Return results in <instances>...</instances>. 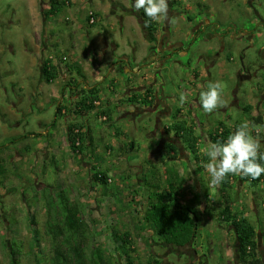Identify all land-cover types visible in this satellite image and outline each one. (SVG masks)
Wrapping results in <instances>:
<instances>
[{
    "label": "rangeland",
    "instance_id": "374dc122",
    "mask_svg": "<svg viewBox=\"0 0 264 264\" xmlns=\"http://www.w3.org/2000/svg\"><path fill=\"white\" fill-rule=\"evenodd\" d=\"M52 1L0 0V166L4 170L0 174L4 182L0 264H11L14 242L21 245L22 264H51L43 228L45 204L34 200V190L46 187L53 194L66 189L85 206L84 220L95 235L92 245L102 253V264H129L114 242V228L132 236L128 253L133 264H236L226 254V249L234 252V236H227L229 224L220 220V206L226 200L231 213L242 217L241 202L255 194L264 201V180L253 185L242 181L241 175H232L225 199L220 185L208 188L209 177L202 167L208 158L200 148L211 142L219 123L234 127L248 121L251 129L253 119L261 117L264 124V98H260L264 72L241 86L235 72L243 50L256 63L264 48L262 32V40L254 45L234 43L226 34L248 28V8L241 0H168L169 19L157 23L160 39L156 41L164 42L168 35L171 56L167 57L159 49L152 51L156 42L147 40L134 0H54L65 6L56 17L46 18ZM258 2L257 11L264 17V0ZM91 12L97 16L94 26L87 21ZM215 53L218 62L213 65L208 55ZM64 57L68 62H63ZM46 59L58 69L52 84L42 76ZM78 70L86 80L77 76ZM205 73L211 75L207 82ZM150 74L161 86L155 90L161 88L169 96L165 103L171 112L161 119L153 110L155 104L145 109L128 102L129 81L137 86ZM73 77L81 80L75 89L66 86H72ZM210 81H222L226 106L209 114L202 109L199 94ZM94 87L99 91L97 109L77 115L83 90ZM181 92L187 96L183 105ZM170 98L178 102L176 107ZM57 107L64 109L59 115ZM178 108L183 114L175 113ZM71 125L93 141L90 146L86 141L84 155L70 148L67 129ZM174 126L186 127L181 134L186 139H178ZM259 139L263 145L264 131ZM152 167L160 170L162 182L166 169L178 172L182 181L178 199L186 205L195 202L194 209L201 215L198 237L186 248L167 246L143 221L148 202L144 181L149 180ZM95 173H106L108 184L96 183ZM253 214L247 220L258 229L264 223V210L259 218ZM32 219L37 237L29 224ZM261 242L264 245V239Z\"/></svg>",
    "mask_w": 264,
    "mask_h": 264
},
{
    "label": "trees",
    "instance_id": "16d2710c",
    "mask_svg": "<svg viewBox=\"0 0 264 264\" xmlns=\"http://www.w3.org/2000/svg\"><path fill=\"white\" fill-rule=\"evenodd\" d=\"M65 6L64 2L52 1V7L44 14L46 18L56 17L60 10ZM97 19V16H92ZM139 19L145 29L146 38L150 43L157 41V23L148 21L146 26L145 21L148 20L143 9L139 11ZM90 17L87 21L90 22ZM93 25V24H92ZM95 25V23H94ZM93 25V26H94ZM120 64H122L120 62ZM70 71L72 66L69 67ZM123 68V67H121ZM76 70V67H74ZM42 76L47 84H52L58 79V69L52 64L50 59H46L42 65ZM77 76L86 80L82 72L77 71ZM81 80L74 77L70 81L69 88L75 89ZM86 81H83V86ZM86 87V85H85ZM84 89V87H83ZM72 92V91H71ZM83 98L76 104L78 112L77 115L89 113L97 109L96 104L98 101V88L83 90ZM140 97L133 95L128 99V102L138 103L142 105H149V98L139 99ZM62 108L57 107L58 115ZM247 113L250 108L244 109ZM255 125H261V117L253 119ZM229 127L223 123H219L215 132L210 135L211 142H225L227 137L235 131L236 127ZM173 129L177 132L178 139H186L183 134L186 132L185 126H174ZM68 141L70 148L74 153L84 155L86 151L85 143L89 146L93 143L90 137L82 135L81 129L75 125H71L67 129ZM192 133V131L190 130ZM87 138V139H86ZM194 138L192 137V140ZM192 144V143H191ZM195 144V143H194ZM132 147V146H131ZM1 148V147H0ZM192 144L191 149H195ZM194 151V150H193ZM3 167L0 166V174H4ZM165 182L160 180V170L152 167L148 176L149 180L145 179L144 186L147 190V205L144 209L142 218L145 224L150 226L153 233L160 238V240L167 246L174 248H186L190 246L198 237V232L201 227L202 221L200 213L194 209V203L182 204L178 199V192L181 190V178L175 170H165ZM232 175L220 184L219 192L223 198L226 199V194L231 189L230 178ZM262 175L257 180H252L251 177H240L242 181L251 182L253 185L263 180ZM93 180L106 186L108 184V176L105 173H95ZM4 186V182L0 181V187ZM178 190V191H176ZM36 195L34 200L36 202H43L45 204V222L43 225L45 237L49 241L50 250L52 252L51 264H102L104 259L99 249L94 247V233L90 225L84 220L85 206L79 201L71 198L66 189L58 190L53 194V190L46 187L40 191L34 190ZM174 192V193H173ZM196 200V199H195ZM194 201V200H193ZM220 220L228 222L233 228L236 235V255L238 264H264L258 258V242L256 229L246 218L236 217L227 207L220 210ZM34 235L36 236L37 224L32 219L29 222ZM114 242L119 249H121L123 256L126 257L129 264H133L129 255L130 247L133 246L132 236L128 233L121 235L118 230L114 228L113 231ZM37 237V236H36ZM21 245L14 242L10 247V260L11 264H22V251ZM158 264L157 262H148V264Z\"/></svg>",
    "mask_w": 264,
    "mask_h": 264
},
{
    "label": "clouds",
    "instance_id": "9594fccd",
    "mask_svg": "<svg viewBox=\"0 0 264 264\" xmlns=\"http://www.w3.org/2000/svg\"><path fill=\"white\" fill-rule=\"evenodd\" d=\"M133 7L137 12L143 9L148 18L146 26L148 21L159 23L169 19L168 0H134ZM179 102L181 105L187 102L185 93H179ZM199 103L204 112L209 114L225 107L222 81H210L205 90L200 92ZM261 131H264V124L253 125L250 129L249 122L243 121L225 142H210L200 148L201 153L208 158L202 167L209 177V189L218 187L230 174L251 177L252 180L264 175V152L260 151L259 139Z\"/></svg>",
    "mask_w": 264,
    "mask_h": 264
},
{
    "label": "crops",
    "instance_id": "0c3cea01",
    "mask_svg": "<svg viewBox=\"0 0 264 264\" xmlns=\"http://www.w3.org/2000/svg\"><path fill=\"white\" fill-rule=\"evenodd\" d=\"M141 22V21H140ZM157 39H160V37L158 36V38ZM163 41L164 42H161V43H158V42H156V44H155V47L154 48H151L152 49V51H154V50H156V49H159V50H161V52L162 53H165V55L167 56V57H170L171 56V48L169 47V44H170V42H169V40H168V35H164V37H163ZM162 46V47H160V46ZM107 47H108V44H107ZM110 48V47H109ZM174 48V47H173ZM113 50H115L116 51V49H113ZM127 58V56L125 55L124 56V59H126ZM146 58V57H145ZM126 60H128V59H126ZM152 59H150V61H151ZM137 61V60H136ZM143 62H147V61H145V60H142ZM142 61H140V63L142 62ZM153 61V60H152ZM151 64V66L154 64L153 62H151L150 63ZM78 67H79V65H77ZM156 66V65H155ZM136 68H138V67H136ZM140 70H137V72L138 73H141L142 71H141V68H139ZM137 72H134V73H136L137 74ZM158 72V71H157ZM203 77H204V79L205 78H207V76L206 75H203ZM208 79V81L210 80L209 78H207ZM130 83V86L128 87V90L131 92L130 94H128V98H130V97H132L133 95H136V96H138V97H140L139 99L142 101L143 99H147V97L149 98L148 100H149V102H151V104H155V107H154V111H155V113L156 114H158L159 115V119H161L160 117H162V114H169L170 112H171V110L169 109V105H167L166 103H165V100L167 99V98H169V96H167L166 94H165V91L164 90H162L161 88H159V92H157L155 89H157L158 87H161L160 86V84L159 83H157V81H156V78L154 77V75L153 74H150V75H148V76H145V77H143V81L141 82V84L139 85H137V86H135V85H133V83L131 82V81H129ZM121 85V84H120ZM132 87V88H131ZM202 88V87H201ZM191 93H192V88H191ZM170 103H172L173 105H174V107H176L177 106V104H178V102L177 101H175L174 99H172V98H170ZM140 105H142V104H140ZM190 106H188V109H189V112H188V114H190V111H191V109L189 108ZM138 108H140V107H138ZM143 108H145L146 109V106L144 107L143 106ZM141 111H142V109H141ZM176 114H183V112H182V110L181 109H177L176 110V112H175ZM189 117H190V115H189ZM160 121V120H159ZM158 121V122H159ZM161 122V121H160ZM232 124L233 123H230V125L229 126H232ZM163 126V130H164V125H162ZM260 151L261 152H264V144L262 145L261 144V149H260ZM263 180H264V176H263ZM262 180V181H263ZM226 198H227V196H226ZM225 202L227 203H224V204H222L221 206H220V208H222V209H225V208H229L230 210H231V206H230V204H229V202H227L226 200H225ZM260 202H263V203H260ZM239 203H240V201H239ZM238 203V204H239ZM241 204V209H240V211H242V213H243V218H249V216H250V214L252 213V212H254V216H256L257 218H259V216H260V213L264 210V201H261L260 200V196L257 194H255V195H253L252 196V198H247V200L246 201H243V202H241L240 203ZM237 214L238 213H236L235 214V216L236 217H239V216H237ZM240 218V217H239ZM249 222V221H248ZM228 229H230V233H228L227 234V236H234V241H233V246H234V252H233V254L230 252V251H228L226 248L228 247V245H226L227 247L225 248L226 249V254L228 255V257H233V258H235L234 260H235V263L236 264H238L237 262V255H236V249H237V244H236V235H235V232H234V234L232 233V231L231 230H233V228L229 225V228ZM256 229V228H255ZM234 231V230H233ZM256 234H257V242H258V258L259 259H263V262H264V245L262 244V242H261V240H263L264 239V223L262 222L261 224H259V228L258 229H256ZM227 261H230V260H227Z\"/></svg>",
    "mask_w": 264,
    "mask_h": 264
},
{
    "label": "flooded vegetation",
    "instance_id": "af4514ba",
    "mask_svg": "<svg viewBox=\"0 0 264 264\" xmlns=\"http://www.w3.org/2000/svg\"><path fill=\"white\" fill-rule=\"evenodd\" d=\"M233 1H236V0H233ZM258 1L259 0H241L242 5H244L245 7L248 8L249 11H251V12H249L248 10L246 11L247 15L249 16L248 19H250V20H248V24H249V25H247L248 28L247 27H241V28L233 29L232 31L228 30L226 32V34L228 33V35L230 36L231 40H233L234 43L246 41L247 44H251V45L258 44L259 41L262 40L259 37L260 32H262L261 34L263 35V38H264V25L261 23V20L264 21V17L259 12L258 13L260 15V18H258L255 15V11H257V6L258 7L261 6L260 2H258ZM256 37L259 38L260 40H257ZM227 47H229V45H227ZM177 50H179V48ZM263 52H264V48L262 47V49H260L258 55L256 56L257 59H256V63H255L252 60L248 59L247 50L242 51V53H241V56H242L241 64H239L237 66V69L235 71L237 74V77H238V85L241 86L243 81H250L251 79L254 78V76H258V74L264 72V59L262 58ZM260 55H261V58H260ZM217 57L218 56L216 53L212 54V55H208V59H209V61H211V63L213 65H215V63L218 62ZM203 71L205 72L204 69H203ZM205 75L207 76V78H209V79L211 78L210 74L205 73ZM207 78H205V82L208 81ZM261 78H262V84H264V75ZM260 85H261V80H260L259 86ZM252 92H253V90H252ZM260 98L263 99L264 95H261ZM235 100L237 101L236 98H235ZM261 261L263 262V259H261Z\"/></svg>",
    "mask_w": 264,
    "mask_h": 264
},
{
    "label": "built area",
    "instance_id": "2783aa9c",
    "mask_svg": "<svg viewBox=\"0 0 264 264\" xmlns=\"http://www.w3.org/2000/svg\"><path fill=\"white\" fill-rule=\"evenodd\" d=\"M67 4H68V3H67ZM92 16H94V13H93V12H91V13H90V16H89L90 19H91V20H90V24H91V25L95 23V18L92 17ZM62 60H63V62H68V59H67L66 57H64Z\"/></svg>",
    "mask_w": 264,
    "mask_h": 264
},
{
    "label": "water",
    "instance_id": "95a60500",
    "mask_svg": "<svg viewBox=\"0 0 264 264\" xmlns=\"http://www.w3.org/2000/svg\"><path fill=\"white\" fill-rule=\"evenodd\" d=\"M255 15H256L258 18H260V15H259L258 11H255ZM261 23L264 25V21H263V20H261ZM262 58L264 59V52L262 53Z\"/></svg>",
    "mask_w": 264,
    "mask_h": 264
}]
</instances>
